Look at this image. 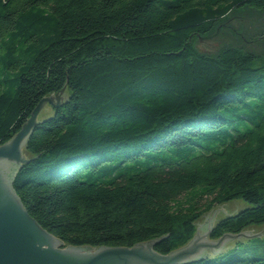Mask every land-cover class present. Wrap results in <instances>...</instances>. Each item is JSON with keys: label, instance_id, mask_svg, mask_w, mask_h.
I'll return each instance as SVG.
<instances>
[{"label": "trees", "instance_id": "trees-1", "mask_svg": "<svg viewBox=\"0 0 264 264\" xmlns=\"http://www.w3.org/2000/svg\"><path fill=\"white\" fill-rule=\"evenodd\" d=\"M264 0H0V145L52 92L12 187L66 245L167 254L204 213L242 199L209 239L264 225V58L202 51L233 11ZM62 92H60V89ZM225 252L177 264H264Z\"/></svg>", "mask_w": 264, "mask_h": 264}, {"label": "water", "instance_id": "water-1", "mask_svg": "<svg viewBox=\"0 0 264 264\" xmlns=\"http://www.w3.org/2000/svg\"><path fill=\"white\" fill-rule=\"evenodd\" d=\"M60 89V92H62ZM68 101L65 97L54 96L52 92L37 102L36 107L26 122L9 141L0 145V264H177L200 260L202 257L218 253L225 241L230 238L237 239L241 235L245 238L260 236L264 233H251L240 231L233 235L224 233L223 236L208 240L212 229L214 210L211 218L205 216V222L196 226L193 237L185 245H181L167 254L159 255L152 246L158 240L167 236L133 243L131 247L105 246L98 248L89 245H66L47 233L34 219L27 214L16 192L12 187V177L21 168L23 163L35 159V154L25 149L26 139L32 132L35 123L45 122L52 117L54 110L47 106L50 103L57 107L60 103ZM58 246V247H55Z\"/></svg>", "mask_w": 264, "mask_h": 264}, {"label": "rangeland", "instance_id": "rangeland-1", "mask_svg": "<svg viewBox=\"0 0 264 264\" xmlns=\"http://www.w3.org/2000/svg\"><path fill=\"white\" fill-rule=\"evenodd\" d=\"M217 31L208 35L204 39H198L197 45L202 51L210 50L216 52L220 46L238 45L246 50L255 53L257 56L264 58V12L258 10H242L240 12L233 11L229 13L224 21H221L220 26L217 27ZM58 96L64 97L63 94ZM51 109L53 105L49 102L46 103ZM249 204H246L242 199H235L234 201H228L223 205H215L212 207L209 213H204L199 219L197 225L204 223L205 216L208 215L211 218L214 210L221 208L226 213H222L218 210L212 221V225L215 220L222 219L228 214H235L238 210L246 208ZM264 231V225H253L244 232L260 233ZM208 240L209 237H208ZM58 247V246H55ZM225 252H229L228 256L240 257L242 259H250L251 257L264 256V233L260 236H253L245 238L241 235L237 239L230 238L223 244L222 249L209 256H218Z\"/></svg>", "mask_w": 264, "mask_h": 264}, {"label": "bare ground", "instance_id": "bare-ground-1", "mask_svg": "<svg viewBox=\"0 0 264 264\" xmlns=\"http://www.w3.org/2000/svg\"><path fill=\"white\" fill-rule=\"evenodd\" d=\"M59 107V106H58ZM210 234V233H209Z\"/></svg>", "mask_w": 264, "mask_h": 264}]
</instances>
